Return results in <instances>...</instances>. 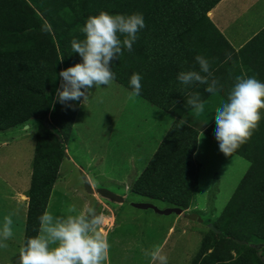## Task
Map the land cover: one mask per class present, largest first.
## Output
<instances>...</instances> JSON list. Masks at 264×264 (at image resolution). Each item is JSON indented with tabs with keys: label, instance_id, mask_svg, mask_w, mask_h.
Returning <instances> with one entry per match:
<instances>
[{
	"label": "trees",
	"instance_id": "trees-1",
	"mask_svg": "<svg viewBox=\"0 0 264 264\" xmlns=\"http://www.w3.org/2000/svg\"><path fill=\"white\" fill-rule=\"evenodd\" d=\"M218 1L0 0V132L38 120L23 243L38 233V217L45 212L66 154L56 127L47 120L49 114L54 118L61 106H67L54 102L61 84L59 72L82 62L72 51L71 41L84 39L80 29L86 18L100 11L143 15L145 27L137 33L132 51L123 49L111 64L114 81L131 91L130 77L139 73V96L174 117L131 191L188 208L195 187L193 155L198 131L188 121L192 108L187 99L193 94V84L183 85L177 75L193 69L195 57L207 53L212 44L227 43L207 15ZM181 120L187 123L180 126ZM235 152L250 167L214 223L217 231L209 232L226 239L236 256L216 248L198 264H264L254 248L264 243V118ZM224 254L226 258L215 259Z\"/></svg>",
	"mask_w": 264,
	"mask_h": 264
},
{
	"label": "rangeland",
	"instance_id": "rangeland-1",
	"mask_svg": "<svg viewBox=\"0 0 264 264\" xmlns=\"http://www.w3.org/2000/svg\"><path fill=\"white\" fill-rule=\"evenodd\" d=\"M87 92L89 96L84 102L83 98L78 105L69 101L66 107L61 106L56 111L54 118L50 114L47 116V120L56 127L67 153L59 167L46 211L60 215L70 204L77 207L86 202L93 204L85 188L84 176H89L95 188H107L125 200L119 206L97 192V195H92L94 200L112 206L117 217L116 225L107 237L110 244L108 264H149L144 250L153 246L163 249L168 256V264H198L205 253L216 248L236 256L235 250L226 246V239L209 232V225L218 221L250 165L236 152L225 156L219 150L215 139L216 123L209 124L218 107L210 103L213 99L205 101V112L201 117L190 111L194 120L197 118L196 127L193 125L197 131L201 130L203 121L207 120L208 125L193 155L196 173L194 192L188 206L190 210L163 215L152 209L131 206V202L144 201L161 208L172 206L132 192L131 186L150 161L172 124L173 116L142 97L129 100L130 90L116 81L98 88L93 86ZM54 102L59 103L56 95ZM61 117L67 121L61 122ZM263 118L264 113L261 114ZM68 119H72L71 123ZM27 123L32 126L27 130L15 127L3 131L18 130L19 133H6L5 137L16 138L0 148V173L11 183L14 179L17 182L19 174L25 180L24 191L30 186L38 120L31 119L23 124ZM12 193L11 188L0 181V213L12 211L19 218L16 221L21 222L23 210L15 211L17 202L15 193L11 197ZM191 213H196L201 220L187 218ZM261 244L264 255V243ZM12 245L7 248L12 249ZM224 258L225 254L215 257L217 261Z\"/></svg>",
	"mask_w": 264,
	"mask_h": 264
},
{
	"label": "clouds",
	"instance_id": "clouds-1",
	"mask_svg": "<svg viewBox=\"0 0 264 264\" xmlns=\"http://www.w3.org/2000/svg\"><path fill=\"white\" fill-rule=\"evenodd\" d=\"M144 27L141 13L110 14L100 11L87 17L80 29L84 39L74 38L71 41L72 51L82 57V62L61 69V84L56 89V99L62 104L80 101L81 98L84 102L89 96L87 90L93 86L110 85L115 80L111 69L113 60L122 55L123 49L132 51L137 33ZM195 60L199 71L194 68L182 70L177 75L178 81L185 86L193 83L206 85L205 91L213 96L222 92L223 86L213 77L209 61L202 55H197ZM234 79L226 100L215 108L214 114L215 139L225 156H232L251 138L264 109V82L246 75H238ZM129 83L132 90L128 99L134 101L141 93V75L133 73ZM205 103L199 93L189 94L187 99L196 117L204 114ZM186 123L181 120L180 126ZM206 124L207 120L202 126ZM203 136L201 130L196 142L199 143ZM12 215L14 213L5 215L0 224V249H6V241L14 235ZM38 220V234L28 237L19 247V264H107L110 244L102 230L104 217L94 206L88 203L81 207L70 204L63 214L54 215L45 211ZM144 255L149 258V264H168V256L160 246L144 250Z\"/></svg>",
	"mask_w": 264,
	"mask_h": 264
},
{
	"label": "crops",
	"instance_id": "crops-1",
	"mask_svg": "<svg viewBox=\"0 0 264 264\" xmlns=\"http://www.w3.org/2000/svg\"><path fill=\"white\" fill-rule=\"evenodd\" d=\"M207 15L227 42H216L212 44V46H210L207 53L202 54V56H204L209 61L210 70L213 74V77L219 80L220 85L223 86V91L213 96L205 91L206 85L193 83V94L199 93L203 101L213 99L210 103L213 106L219 107L221 102L226 100L227 94L235 82V76H255L258 80L264 82V0H219L207 12ZM194 69L199 71V65L196 60ZM201 74L206 75L204 73ZM143 99L148 101L145 98ZM148 102L151 103L150 101ZM262 113H264V109L261 110V114ZM196 120V117L194 120L193 116L191 114L189 115L188 121L195 127ZM213 121H215L214 118L210 121L209 124L213 123ZM207 126L208 125L202 126L201 130L206 131ZM18 127H21L22 130H27L32 126L30 123H27L19 125L16 128ZM13 131H16L15 134L19 133L18 130ZM13 131L4 133L2 132L3 134L0 133V148L7 146L9 143L15 140L16 137H5L6 133H13ZM200 131L198 130V136ZM65 151L67 153V150ZM65 158L66 156L63 157L60 165ZM5 174L8 175V172L6 171ZM88 178L90 180L91 187L93 189H96L91 178L89 176ZM0 181L5 183V185L7 187H10L11 190L15 193V201L17 202L15 211H17L19 208L23 210V212L21 213V222L16 221L19 218L17 219V216L15 217V215H12V227L14 235L11 239L6 241V243L8 245H10L11 243L14 245H12V249H0V264H19L18 250L19 247L23 244L25 236V225L28 207V198L25 193V191L27 192V190L24 191L23 189L25 180L18 174L17 182L15 183L14 179L11 183L8 182L4 178V175L0 173ZM14 193H12L11 197L14 196ZM87 194L90 195L89 197L92 199L93 204H90L88 202L86 203L93 205L96 211L99 214H102L104 217L102 230L108 237L111 229H113L116 225L117 217L115 215V212L112 211V206H108L106 202L94 200L95 196L92 195H97L96 192ZM114 203L121 206L123 205L122 203H125V200H123L122 202L114 201ZM113 208L116 209V207ZM105 209H109V211H105ZM46 210L47 206L45 211ZM185 210L190 209L187 208ZM11 213L12 211H7V213L5 214L0 213V224H2L3 222V217Z\"/></svg>",
	"mask_w": 264,
	"mask_h": 264
},
{
	"label": "water",
	"instance_id": "water-1",
	"mask_svg": "<svg viewBox=\"0 0 264 264\" xmlns=\"http://www.w3.org/2000/svg\"><path fill=\"white\" fill-rule=\"evenodd\" d=\"M48 127H49V129H52L51 125H48ZM56 137L61 141L59 134H56ZM84 180H85V188H86L87 192H89V193L97 192L102 197L107 198L111 201H115V202H122L123 201V197L121 195H119L115 192H112L111 190H109L107 188L101 187V188L93 189L91 187L90 180L87 176H84ZM131 206L138 208V209H143V210L152 209L155 213L163 214V215H168L171 213L181 214L183 212V209L179 206H166L164 208H161V207H158L156 204H154L153 202H150V201L131 202ZM187 218L192 219V220H201V218L196 213L188 214ZM209 228L212 229L213 231H217V228L213 224H210ZM236 241L240 244L245 243V241H242V240L236 239ZM261 247H262L261 243L254 245V248L257 250V255L264 262V255L261 253Z\"/></svg>",
	"mask_w": 264,
	"mask_h": 264
}]
</instances>
